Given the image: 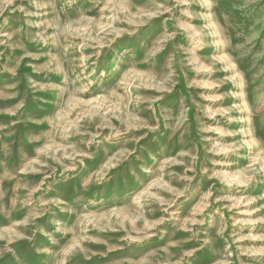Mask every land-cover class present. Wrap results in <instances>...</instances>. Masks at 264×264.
<instances>
[{
  "label": "rangeland",
  "instance_id": "rangeland-1",
  "mask_svg": "<svg viewBox=\"0 0 264 264\" xmlns=\"http://www.w3.org/2000/svg\"><path fill=\"white\" fill-rule=\"evenodd\" d=\"M0 264H264V0H0Z\"/></svg>",
  "mask_w": 264,
  "mask_h": 264
}]
</instances>
